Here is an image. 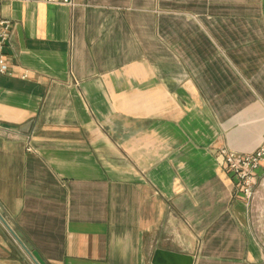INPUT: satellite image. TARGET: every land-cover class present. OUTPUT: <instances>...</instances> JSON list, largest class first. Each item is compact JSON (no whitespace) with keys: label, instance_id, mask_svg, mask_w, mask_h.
Instances as JSON below:
<instances>
[{"label":"crops","instance_id":"obj_1","mask_svg":"<svg viewBox=\"0 0 264 264\" xmlns=\"http://www.w3.org/2000/svg\"><path fill=\"white\" fill-rule=\"evenodd\" d=\"M0 10V264H264V0Z\"/></svg>","mask_w":264,"mask_h":264},{"label":"built area","instance_id":"obj_2","mask_svg":"<svg viewBox=\"0 0 264 264\" xmlns=\"http://www.w3.org/2000/svg\"><path fill=\"white\" fill-rule=\"evenodd\" d=\"M26 2L32 4L73 6V0H0V9L4 3ZM12 24L3 19L0 10V75L9 74L6 50L10 47ZM219 154L227 166L229 174L235 179L238 189L248 203L254 193L258 170L264 166V140L251 153L239 154L227 149H220Z\"/></svg>","mask_w":264,"mask_h":264},{"label":"water","instance_id":"obj_3","mask_svg":"<svg viewBox=\"0 0 264 264\" xmlns=\"http://www.w3.org/2000/svg\"><path fill=\"white\" fill-rule=\"evenodd\" d=\"M35 264H45L36 253H28ZM182 258L177 255H172L160 250L155 251L152 264H179L182 263Z\"/></svg>","mask_w":264,"mask_h":264}]
</instances>
